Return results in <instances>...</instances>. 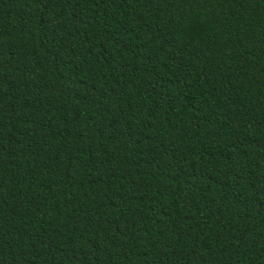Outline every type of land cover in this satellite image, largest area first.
Segmentation results:
<instances>
[{
    "label": "trees",
    "instance_id": "1",
    "mask_svg": "<svg viewBox=\"0 0 264 264\" xmlns=\"http://www.w3.org/2000/svg\"><path fill=\"white\" fill-rule=\"evenodd\" d=\"M0 264H264V0H0Z\"/></svg>",
    "mask_w": 264,
    "mask_h": 264
}]
</instances>
